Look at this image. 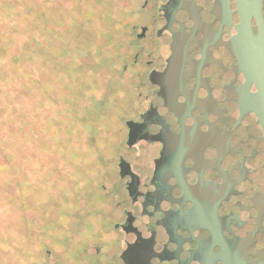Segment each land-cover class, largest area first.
<instances>
[{
    "label": "flooded vegetation",
    "instance_id": "af4514ba",
    "mask_svg": "<svg viewBox=\"0 0 264 264\" xmlns=\"http://www.w3.org/2000/svg\"><path fill=\"white\" fill-rule=\"evenodd\" d=\"M119 2L117 148L39 262L264 264V0Z\"/></svg>",
    "mask_w": 264,
    "mask_h": 264
},
{
    "label": "rangeland",
    "instance_id": "374dc122",
    "mask_svg": "<svg viewBox=\"0 0 264 264\" xmlns=\"http://www.w3.org/2000/svg\"><path fill=\"white\" fill-rule=\"evenodd\" d=\"M30 3L48 13L42 48L55 52L26 59L23 80L2 73L3 91L17 97L13 106L22 114L10 123L0 106V264H42L48 247L63 248L83 215L89 180L99 184L100 156L117 148L110 143L118 122L102 110L114 74L102 60L117 32L119 0H17L21 10ZM29 40L17 38L31 53ZM9 124L24 136L11 134Z\"/></svg>",
    "mask_w": 264,
    "mask_h": 264
},
{
    "label": "trees",
    "instance_id": "16d2710c",
    "mask_svg": "<svg viewBox=\"0 0 264 264\" xmlns=\"http://www.w3.org/2000/svg\"><path fill=\"white\" fill-rule=\"evenodd\" d=\"M3 1V11L5 9L6 12L4 15L0 13V106H3V110L10 112L9 115H11L8 120L10 123H13L15 122L14 118L19 116L21 112L14 109L13 106L17 97H10V92L3 91L2 86L5 78L2 73L5 72V75L12 73L13 81H20L21 77L23 80L27 75L26 69H23V62L26 59L29 61L33 60L37 56L36 53L40 54L41 51L44 53L48 52V49L43 51L45 47L42 48V41L45 37L42 26L43 16H45L47 12H44L38 5L32 3L25 4L24 9L21 10L20 6L17 4V0ZM16 16H22L23 18L20 22L14 24L13 18ZM27 35L30 37L29 44L34 48L31 50V53H29L26 48H22L17 41L18 36L26 37ZM94 47L96 48L95 44L94 46L92 44L89 49L92 51ZM90 50H88L89 53ZM54 52V50H49L48 56ZM61 53L66 54L64 49ZM4 124L5 123H2L0 118V130L3 128ZM9 126L11 127V134H14L16 131L17 134L20 133V135L24 136V129L20 131L11 124H9Z\"/></svg>",
    "mask_w": 264,
    "mask_h": 264
},
{
    "label": "water",
    "instance_id": "95a60500",
    "mask_svg": "<svg viewBox=\"0 0 264 264\" xmlns=\"http://www.w3.org/2000/svg\"><path fill=\"white\" fill-rule=\"evenodd\" d=\"M130 125H132V123H130ZM131 127H133V126H131Z\"/></svg>",
    "mask_w": 264,
    "mask_h": 264
}]
</instances>
